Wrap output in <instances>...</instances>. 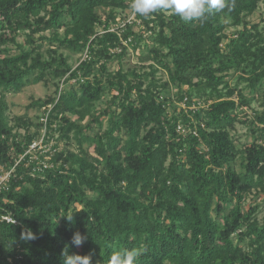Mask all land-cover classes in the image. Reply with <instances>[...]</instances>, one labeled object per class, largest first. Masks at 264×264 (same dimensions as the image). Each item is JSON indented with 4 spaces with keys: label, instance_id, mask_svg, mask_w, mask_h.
Here are the masks:
<instances>
[{
    "label": "trees",
    "instance_id": "1",
    "mask_svg": "<svg viewBox=\"0 0 264 264\" xmlns=\"http://www.w3.org/2000/svg\"><path fill=\"white\" fill-rule=\"evenodd\" d=\"M261 1L226 0L204 23H185L168 11L139 16L153 33L145 50L176 85L178 101L189 107L199 98L212 101L178 111L158 91L169 83L162 88L152 78L146 86L120 38L95 34L109 28L118 10L130 9L131 0H0V92L19 93L49 76L67 85L38 103L54 105L46 135L59 133L66 141L57 155L63 163L53 169L38 170L30 155L16 165L33 137L13 134L0 98V167H15L9 190L0 192V219L10 214L18 222L0 220V264H63L65 247L70 255L91 257V264H108L121 249L140 250L135 264H264L260 205L245 206L252 192L264 193V145L247 147L236 170L240 152L229 128L239 120L238 104L225 74L241 71L251 92L263 88L264 29L247 21ZM98 8L108 10L105 20ZM227 22L241 29L223 48ZM61 29L63 37L35 38ZM26 31L30 47L24 50L17 36ZM129 37L134 51L147 42L124 33ZM37 40L88 52L90 59L75 69L63 55L45 60ZM9 44L19 54L12 55ZM114 61L118 69L110 71ZM259 126L264 109L252 122L261 137ZM72 142L79 152L70 149ZM76 232L86 237L80 246L72 244Z\"/></svg>",
    "mask_w": 264,
    "mask_h": 264
},
{
    "label": "rangeland",
    "instance_id": "2",
    "mask_svg": "<svg viewBox=\"0 0 264 264\" xmlns=\"http://www.w3.org/2000/svg\"><path fill=\"white\" fill-rule=\"evenodd\" d=\"M97 12L103 17L104 20L105 17L108 16V10L106 8H98ZM117 13L118 14L114 20L108 21L109 28L104 29L103 27H98L95 34L103 35L108 33L106 31H109L110 29L118 31L120 34L130 31L131 33H135L143 37L145 36V39H147V35L153 34L145 28L144 21L140 19L139 16L133 15L131 9L118 10ZM169 14L170 13L168 12L167 16ZM153 18L154 16L151 17V19ZM247 21L250 25L256 24L264 29V1L259 3L256 12L249 16ZM240 29L241 27L233 26L231 25V22H227V28L225 30L226 38L223 41V48L228 44L229 39L233 38L234 34ZM144 31H148L149 33L144 34ZM64 32L65 29L58 31L49 30L36 35L35 38L39 39V37H44L46 39H52L55 35L63 37ZM27 33V31L22 32L17 36V43L22 45L24 50H27L30 47V45L26 42ZM7 34L8 36L10 35L9 32ZM149 42L150 38L147 39L146 44L142 42L139 46V50L137 49V51H134L130 44L127 46V53L129 55L128 57L130 58L132 65L131 67H133L134 71L138 74L145 75V77L148 79L146 86L150 83L152 78H154L156 82L159 83V87L162 88H164L163 85L169 83L167 88H164L163 90L160 89L158 91L160 92L161 98L170 99L173 105L178 108V111L181 109H184L185 111H188V109L194 110L196 108H202L206 105H209L212 101L205 97L195 100L198 102V104L196 106L190 107L185 106L184 103H180L178 101L177 95L179 91L176 88V85L170 82L169 75L166 70L159 67L155 62L154 57L145 50V45L149 44ZM36 45L41 46L39 51L43 59L50 60L51 57L63 55L68 59V63L73 69L78 67L85 55V53L75 54L70 50L58 48L57 44H51L47 41L37 40ZM6 47L12 50V55L19 54V49L15 46L9 44ZM110 51L112 54H120V50L116 49L115 47L110 48ZM103 61L104 60H102V62ZM116 69H118L117 62H111L109 64V70L113 71ZM225 74H228L226 78L228 85L230 88L234 89V95L232 96V99L236 100L238 104V108L235 112L238 114L239 120L234 124L233 127L229 128V132L232 139L234 140L237 151L240 152V154H238L237 160L234 162L236 170L240 171L242 170L244 158L243 151L253 142L264 145V133H262V136L260 137L258 133H253L252 130V122L256 120L257 114L261 113L264 109L261 104L262 98L264 97V84L262 89L258 90L257 93H253L251 92L250 88H248L247 83L241 80L242 75H244L241 73V71H235L232 69L225 72ZM57 86H59V88L67 87V85L65 86L63 84V79H53L49 76L46 82L28 85L19 93L13 92L4 94L0 92V98L7 106L6 114L9 125L13 127V134L19 138L25 136L33 137L32 144L34 150L30 148L28 154L34 157L33 160H37L39 163L49 166V169L58 168L62 165L63 162L62 160L57 159V155L62 151V149H64L66 141L59 140V133H54V136L51 137H48L45 134V127L42 122V117L46 112L44 109L45 106L40 107L38 103H42L50 98H54L56 96ZM111 94L112 93L109 94L108 98L111 97ZM106 100L107 98L105 97L104 101ZM103 106L104 104H98L99 108H103ZM72 120L81 123L76 117H72ZM88 121L89 119L83 122V125H85ZM260 127L264 126H259V128ZM106 128L107 120H104L103 129L105 130ZM46 141L47 145L45 144ZM55 145L58 146L57 149L54 148ZM70 145V149L72 151H80L78 145L75 142H72ZM256 205H260V210L257 214V220L260 224H262L264 222V193L252 192L249 196H247L245 201L246 210Z\"/></svg>",
    "mask_w": 264,
    "mask_h": 264
},
{
    "label": "clouds",
    "instance_id": "3",
    "mask_svg": "<svg viewBox=\"0 0 264 264\" xmlns=\"http://www.w3.org/2000/svg\"><path fill=\"white\" fill-rule=\"evenodd\" d=\"M226 7V0H131L130 9L134 16L149 17L157 11H168L185 23L199 21L204 23L216 12L222 11ZM71 220L72 218H68ZM28 239L32 236L28 235ZM86 237H82L79 232L74 233L72 244L80 246ZM139 249H121L113 252L108 264H135ZM63 264H91V257L70 255L68 248L61 253Z\"/></svg>",
    "mask_w": 264,
    "mask_h": 264
},
{
    "label": "built area",
    "instance_id": "4",
    "mask_svg": "<svg viewBox=\"0 0 264 264\" xmlns=\"http://www.w3.org/2000/svg\"><path fill=\"white\" fill-rule=\"evenodd\" d=\"M106 32H112V33L115 32L116 35L120 38L121 43L123 44V46H128L131 43V41H132V37H129V38L125 39L124 38V34H120L118 31H114V30L110 29L109 31H106ZM148 33H146V34H148ZM88 59H90V57H89L88 52H86L84 57H83V60L85 61V60H88ZM185 102H184V104H185ZM53 106L54 105L50 104V105H47V106L44 107L46 112L44 113V116L42 117V122H43L44 127H45V132H46L45 134H47V123L49 121L50 112L53 109ZM177 132L179 134L183 135V134H185L187 132V130L185 129V127L183 125L180 124V125L177 126ZM45 144L47 145V142H45ZM30 148H32L34 150L33 144L30 145V147L27 150L25 155L20 156L18 158V160L16 161V165H19V163L24 159V157L26 155H29L28 151L30 150ZM33 158L34 157L31 156V158H30L31 161H37V160H33ZM37 167H38L37 168L38 170H41V168H45V169L49 168V166H47L45 164H42V163H39V162L37 164ZM14 172H15V167H13L11 170H8L7 168H5L3 166L0 167V192L9 190L10 182H11V179H12V176H13ZM0 220L2 222H6V223L18 224V222L10 214L2 215Z\"/></svg>",
    "mask_w": 264,
    "mask_h": 264
}]
</instances>
